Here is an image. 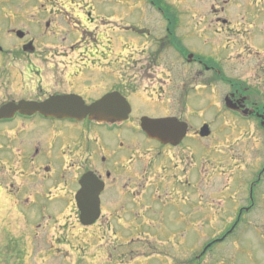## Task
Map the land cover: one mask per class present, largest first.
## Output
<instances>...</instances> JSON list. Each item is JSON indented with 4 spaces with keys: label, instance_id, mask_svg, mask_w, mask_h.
<instances>
[{
    "label": "flooded vegetation",
    "instance_id": "1",
    "mask_svg": "<svg viewBox=\"0 0 264 264\" xmlns=\"http://www.w3.org/2000/svg\"><path fill=\"white\" fill-rule=\"evenodd\" d=\"M29 1L11 11L14 1L0 0V32L13 45L0 49V108L73 97L78 110L119 95L130 112L113 121L20 112L0 120L3 262L27 250L61 264L95 227L100 252L109 241L121 264L128 255L180 264L195 252L196 224H229L232 209L236 226L264 206V191L255 195L264 180V0H202L204 9L186 12L169 0H33L28 11ZM136 11L143 23L127 26ZM144 117H176L187 134L177 145L150 138ZM230 168L242 196L210 192L213 175ZM90 200L98 217L85 227ZM169 227L174 239L162 241ZM145 238L163 246L133 247Z\"/></svg>",
    "mask_w": 264,
    "mask_h": 264
},
{
    "label": "rangeland",
    "instance_id": "2",
    "mask_svg": "<svg viewBox=\"0 0 264 264\" xmlns=\"http://www.w3.org/2000/svg\"><path fill=\"white\" fill-rule=\"evenodd\" d=\"M14 1V6L8 7L11 11H13L16 7V2L21 0H12ZM33 0H30L26 6V9L28 11L34 10L32 7ZM169 3L172 4L171 6L179 8L182 12H186L189 10L198 11L201 9H204V2L202 0H169ZM119 8V7H118ZM144 9H148L149 7H143ZM35 11L33 12V14ZM31 15V14H29ZM135 15H140L138 11L135 12L133 18L128 19L126 22V25L133 24L134 26H138L141 23H143L142 19H137ZM32 17V16H31ZM24 25V22L22 23ZM135 32L126 33L127 36H134ZM3 34L0 32V45L4 47L5 51L10 50L12 48V42H8L7 44H3ZM5 41H11L9 38L5 37ZM5 55V54H4ZM208 101L204 98V103L207 104ZM199 110L198 107L194 108V110ZM196 119V117H193ZM260 153H264V150L260 148ZM233 170L230 168L227 170L226 173H231ZM237 171V170H235ZM243 173H245V168L243 167ZM230 174H227V176L223 177L220 175H213L212 177V187H209L210 192H216V190H220L223 187H227L225 191H228L229 193H237L240 197L242 196L238 183L236 181L237 177H233L235 175H241L240 173H234L233 176L228 177ZM257 178L256 175L251 177H247V185L246 189L249 188L250 182L252 180H255ZM228 185V186H227ZM256 191H264V183H262L260 186L256 187ZM228 189V190H227ZM248 190V189H247ZM202 193L208 195V191L202 189ZM238 196V197H239ZM264 201V200H263ZM249 204V203H247ZM245 204V205H247ZM230 206V205H229ZM234 215L233 210L231 209L228 211V217L231 219ZM264 218V206L261 205L260 208L255 210L253 213H251L248 217H244L242 222L238 225V227L235 228L233 233L231 235H228V239L226 241L220 242L219 244H216L212 249H210L206 255H201L203 251V247L205 245L209 244L211 240L215 237V235L219 234L221 232V235H224L225 228L224 224H216L214 227H211L210 225H202L204 227H201V224H196V229L193 228L190 233V241L188 244L193 245L195 243V252L192 255L188 254H182L179 257V263L180 264H264V236L261 234V232H264L262 230V221ZM21 222V221H20ZM20 226L19 232L21 234H25L27 231L29 232V227H27L26 224H23ZM183 223H180V226H182ZM260 225V226H259ZM158 226V225H155ZM152 227L151 230L154 231V228L156 230V227ZM213 226V225H212ZM159 229L165 228V226L158 227ZM95 227H91L89 229V234L87 235L86 241H88V244L85 246V248L80 249L76 253L73 254V258L70 259L71 264H76L77 262H82L79 264H99L100 256L104 261V256L106 259V263L108 264H119L118 263V251L114 249V246L109 244V241L105 242V249L104 251L100 252L99 247L96 244L95 238ZM169 230L166 234L165 231ZM217 230L219 232H217ZM157 231V230H156ZM174 230L169 227L168 229H165L164 231H160L163 235L166 236H160L158 237L162 241H166L169 239H174ZM1 232V227H0ZM77 234L78 231H77ZM160 234V235H162ZM185 237L187 238L186 232H184ZM220 235V237H221ZM83 236V235H82ZM81 236V237H82ZM151 239V238H150ZM149 239V241H150ZM74 243L78 244L76 241V238L73 239ZM145 240V241H144ZM2 241L0 239V247H2ZM147 238L136 241L134 244L135 249H139L142 251L147 250L146 244L149 243ZM152 243L156 244L159 243L162 245V243L152 240ZM7 242V241H6ZM174 242H178V240H174ZM152 245V244H151ZM158 245V244H156ZM154 245V247L156 246ZM159 246V245H158ZM163 246V245H162ZM32 247V246H31ZM149 247V246H148ZM30 248V247H29ZM110 250V251H107ZM112 252V254H111ZM21 254H25V258L21 261H19L17 258L15 261L13 260L11 263L9 262H3L0 259V264H50V258L46 257L45 255L42 256H33L29 251L24 250ZM107 254L111 257L108 258ZM200 256V259L198 257ZM148 257H142L137 259L135 256H132V259L128 255V258L126 261L128 263L126 264H161L160 262L163 261L162 257H158L156 260L153 259L152 262L148 263V260L146 259ZM112 260L109 261L108 260ZM77 261V262H75ZM191 262V263H190ZM63 264V263H61Z\"/></svg>",
    "mask_w": 264,
    "mask_h": 264
},
{
    "label": "water",
    "instance_id": "3",
    "mask_svg": "<svg viewBox=\"0 0 264 264\" xmlns=\"http://www.w3.org/2000/svg\"><path fill=\"white\" fill-rule=\"evenodd\" d=\"M105 104L107 105L105 106ZM55 107L56 105L52 102H48L42 105H36L33 103H21L20 105H15L11 103L4 106L0 110V118L11 117L18 109H20V111L24 114H31L34 111L38 110L44 114L63 115L64 112L55 111ZM103 108H111V111L107 113H111L113 117L118 118L119 116L128 112L127 106L121 100L117 99L114 102L110 103L108 99H105L96 104L94 106V109L92 108L91 111L85 112L84 114L90 113L92 116H100ZM143 126L150 136L170 142H175V140L179 141L186 129L184 125L178 123L175 119H144ZM203 130L205 131L206 127H204ZM93 203L94 202H91L92 205H94ZM96 212L97 209H95L94 207L88 206L84 208V216L82 217L83 223L85 225H91L97 217Z\"/></svg>",
    "mask_w": 264,
    "mask_h": 264
}]
</instances>
